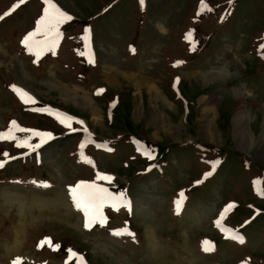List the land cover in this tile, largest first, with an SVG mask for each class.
<instances>
[{"label":"rangeland","instance_id":"obj_1","mask_svg":"<svg viewBox=\"0 0 264 264\" xmlns=\"http://www.w3.org/2000/svg\"><path fill=\"white\" fill-rule=\"evenodd\" d=\"M56 1L71 19L59 25L54 51L37 58L23 40L50 6L0 0V133L17 138L0 139V264H264V177L263 195L253 191L254 176H264V0ZM137 76L155 92L135 86ZM209 97L217 102L204 122ZM238 104L250 115L249 141L232 123ZM156 116L166 123H148ZM24 140L40 147H18ZM215 161V173L195 183ZM87 181L131 206L106 204L104 226L85 229L71 189ZM229 202L221 223L242 243L214 223ZM121 229L133 235H113ZM46 238L59 248L41 247Z\"/></svg>","mask_w":264,"mask_h":264},{"label":"snow or ice","instance_id":"obj_2","mask_svg":"<svg viewBox=\"0 0 264 264\" xmlns=\"http://www.w3.org/2000/svg\"><path fill=\"white\" fill-rule=\"evenodd\" d=\"M19 3H24V0H19ZM45 3L50 6L51 11H49V8L44 9V15L41 17L40 20L37 21L35 31L29 32L23 40V44L25 45V47L28 48L30 52L34 51V54L37 56V58H39L40 54L45 49L49 51H54V48L61 36V33L59 32V25L65 20L71 19V17L67 16L64 12H62L56 6V4L52 2V0H45ZM18 6L19 4L14 5L13 10H15V7ZM41 33L45 36V40L43 41L34 40V37H36L38 34ZM89 62H93L91 57H89ZM13 90L17 92V94L20 95L21 98L26 103L28 101H32L33 103L35 102L33 98L23 89L13 86ZM65 120L70 121L71 118L65 117L64 119H61V123H65ZM11 123L13 126H15V129L17 131L20 132L30 131L28 129L19 127L15 121H12ZM66 126L71 127V124L68 123ZM34 135L44 137V136H50L51 134L34 133ZM9 138L13 140L17 139L14 135H12V129H10L7 133H0V139H9ZM43 142L44 141L42 139L41 143ZM17 146L30 147L32 150H35L36 148L40 147V144L31 145L28 143V140H24L22 142H19ZM81 147L83 148V145H81ZM145 154L150 156V153L146 152ZM4 155H7V153H5ZM215 163H218V161L214 162V166ZM2 166L3 164L0 163V167ZM206 175H211V172L207 173ZM97 179L110 181L112 178L107 175L98 174ZM71 193L76 208L82 211L84 214L85 217L84 227L87 230H91L97 224H99L100 226H104L106 218L102 213V209L106 204L111 203L113 207H117V208L121 205L127 206V201L123 198L122 195L119 197H114L107 188L102 187L96 183L80 182L71 189ZM181 196H183L182 193ZM181 205H182V200H177L176 207L178 212ZM229 207H231V205ZM225 211H227V209H225ZM217 225L219 226V221H217ZM113 235H133V234L129 232L127 229H121L118 232H113ZM232 238L239 239L241 243L243 242V238L239 237L238 234L234 233ZM45 244H47L49 247H52L53 250L59 248V245H52L51 240L48 238L40 242L41 247H43ZM204 244L208 245L210 244V242L205 241ZM204 250L209 251L214 249L205 247ZM68 251L70 253V257H76L80 262H83L84 258L82 256H78V254L73 250H68ZM13 264H22V259L17 258L13 262Z\"/></svg>","mask_w":264,"mask_h":264},{"label":"bare ground","instance_id":"obj_3","mask_svg":"<svg viewBox=\"0 0 264 264\" xmlns=\"http://www.w3.org/2000/svg\"><path fill=\"white\" fill-rule=\"evenodd\" d=\"M223 69L222 68H219V70H217L216 72H215V74H216V78H219V76H222V71ZM213 74V73H212ZM133 75V74H132ZM130 76H131V74H130ZM139 76V75H138ZM137 76V77H138ZM141 76V75H140ZM135 77H136V75H135ZM129 78V77H128ZM131 78V77H130ZM107 81L109 82V83H114V80H113V76L112 75H107ZM130 81V80H129ZM134 82H135V86H140V85H145L149 90H155V88L153 87V85L147 80V79H145L144 77H138V78H134V80H133ZM133 83V82H132ZM133 85H134V83H133ZM62 92H64L63 93V95L66 97V96H69L68 95V93H70V92H68V91H66V90H64V91H62ZM155 92V91H154ZM82 95V94H81ZM157 95V94H156ZM155 95V96H156ZM72 96V95H71ZM238 96L240 97V94H239V92H238ZM88 97V96H87ZM70 98V97H69ZM76 98H78V97H75V99ZM80 99L82 100V101H84L82 104H84V105H86V106H88L89 107V109H90V111H92V113L94 112V107L91 105V102H90V100H89V97L88 98H86V96H81L80 97ZM71 100V99H70ZM74 102H76V101H74ZM79 102V101H78ZM217 102V99L215 98V97H209L208 98V100H207V102H206V104L204 105V107L201 109L202 110V116H203V120H204V122L205 121H207L206 119V117H207V115H209L211 112H213V109H214V104ZM77 103V102H76ZM78 104V103H77ZM154 118V117H153ZM153 118H150V119H148V123H152V122H154V121H157V122H162V123H166V122H164V118L162 117V116H156L155 117V119H153ZM250 119V115H249V113L247 112V111H245V109H244V107L242 106V105H240V104H238L237 106H236V108L234 109V112H233V117H232V123H233V126H234V129H235V132H236V135H237V137L239 138V137H242L241 135L243 134L244 135V137L247 139L248 137H249V135H248V131L246 132V123H247V121ZM209 121V120H208ZM248 124V123H247ZM209 125V124H208ZM210 134V133H209ZM243 137V138H244ZM261 137H263L264 138V127H262V129H261V133H260V138ZM238 138H237V140H238ZM240 141V140H239ZM238 141V142H239ZM247 141H249V139H247ZM246 141V142H247ZM242 143V142H241ZM244 143V142H243ZM239 144V143H238ZM239 145H241V144H239ZM244 146H246L245 144H244ZM56 208V207H55ZM51 213H53L52 215H54V216H57V213H58V209L56 210H52L51 211ZM40 214H42V213H40ZM51 215V216H52ZM65 217V216H64ZM67 218V217H66ZM68 219V218H67ZM151 237V236H150ZM16 240V239H15Z\"/></svg>","mask_w":264,"mask_h":264}]
</instances>
